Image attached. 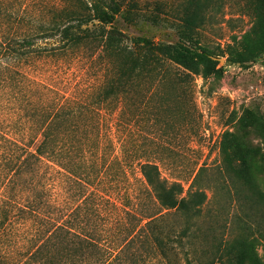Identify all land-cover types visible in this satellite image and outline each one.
Listing matches in <instances>:
<instances>
[{"label": "trees", "instance_id": "1", "mask_svg": "<svg viewBox=\"0 0 264 264\" xmlns=\"http://www.w3.org/2000/svg\"><path fill=\"white\" fill-rule=\"evenodd\" d=\"M214 6L212 0H189L181 15L167 22L159 14L140 10L132 0H70L68 7L52 6L46 26L0 41V231L11 223L12 215L23 211L12 192L31 191L39 200L43 195L62 196L67 202L60 222H34L31 237L40 243L33 245L30 256L42 258L48 248L61 255L59 260L46 258L43 264H112L125 247L121 243L128 240V246L148 230L160 248L155 223L168 214L183 220L177 231L172 228L173 239L191 245L197 231L195 221L207 201L205 190L212 187L205 184L203 190L198 185L205 168L197 170L183 195L182 186L161 178L155 164L138 162L142 192L152 196L164 213L146 214L129 202L127 208L119 207L109 196L112 183L124 176V170L110 153V128L116 104L131 98L132 89H146L139 96L141 103L148 91L151 95L166 82L178 85L199 68L202 76L217 73L216 56L194 39ZM159 7L156 4V13ZM121 11L129 25L141 19L166 23L175 31L177 43L127 36L111 26ZM263 25L259 21L256 30L261 33ZM45 39L50 41L48 47L40 46ZM263 53L262 43L253 50L244 45L235 62H254ZM39 60L57 66L66 60H82L94 72L86 84L69 89L28 75L25 68L29 70ZM261 125L264 129V121ZM103 126L107 131L102 134ZM231 137L228 132L222 134L216 173L224 194L237 203L240 216L229 223L226 218L221 223L214 218L207 221L209 258L201 264H261L254 254L255 242L261 243L264 252V219L259 221L250 213L259 210L264 214V194L255 185L242 150L232 146ZM122 193L116 194L117 201H123ZM245 208L248 211L242 218ZM126 218L133 222L126 225ZM232 223L237 232L229 229ZM113 227L121 228L117 238L112 235ZM217 230L218 234L213 233Z\"/></svg>", "mask_w": 264, "mask_h": 264}, {"label": "rangeland", "instance_id": "2", "mask_svg": "<svg viewBox=\"0 0 264 264\" xmlns=\"http://www.w3.org/2000/svg\"><path fill=\"white\" fill-rule=\"evenodd\" d=\"M132 1L140 10L151 15L159 14L170 22L181 15L189 0ZM212 3L216 6L197 29L194 39L197 45L216 56L217 73L202 76L199 68L198 73L178 85L166 82L156 88L155 93L148 95V91L141 103L139 96L146 89H132L131 98L116 104L110 128V153L118 158L124 176L115 178L109 200L125 208L127 202L137 204L141 212L150 215L160 211L164 213L152 196L142 192L144 187L136 172V164L145 161L155 164L161 178L182 186L183 195L197 170L205 168L198 185L203 190L205 184L212 187L205 190L207 201L202 206L200 218L195 221L197 231L191 245L185 241L178 243L173 239L172 231H177L183 220L180 216L165 215L155 223V235L161 240V249L151 238L149 230L141 232V237L135 238L128 246V240L121 243L125 247L112 264H201L208 260L207 221L214 218L221 223L226 218L229 223L240 216L237 203L224 194L216 173L220 164L218 148L224 132L232 135V146L242 150L250 165L253 181L264 194V129L261 125L264 121V53L254 62H235L242 56V46L253 50L260 43L264 44V25L261 33L260 29L256 30L258 22H264V0H212ZM156 4L160 5L157 13L154 9ZM53 5L68 7L70 0H0V41L32 34L35 28L46 26ZM122 14L121 11L114 16L111 26L127 36L177 43L175 31L166 23L154 24L141 19L129 25L123 21ZM42 42L40 46L50 43L48 39ZM25 70L36 79L69 89L86 84L94 72L92 66L82 60H66L58 66L50 60H39L34 67ZM128 119L132 122H126ZM106 131L105 126L101 127L102 134ZM108 162L106 160L105 164ZM121 192H124L122 202L115 199ZM11 197H16L15 201L23 206V211L12 215L11 223L0 231V264H43L46 258L52 260L51 256L59 260L61 255L54 248L44 250L42 258L30 256L33 245L40 243V239L33 242L37 238L31 236L37 220L60 222L67 202L62 196L49 198L43 195L39 200L31 191H13ZM247 211L242 209V218ZM250 213L263 221L264 214L261 215L259 210ZM124 222L127 225L133 220L126 218ZM229 227L237 232L233 223ZM119 231L120 227H113L112 235L117 238ZM213 233L218 234L219 231ZM261 246L260 242H255L254 254L264 264ZM60 260L63 262V256Z\"/></svg>", "mask_w": 264, "mask_h": 264}]
</instances>
